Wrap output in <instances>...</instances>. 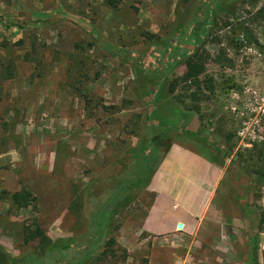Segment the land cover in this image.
<instances>
[{
  "label": "rangeland",
  "instance_id": "374dc122",
  "mask_svg": "<svg viewBox=\"0 0 264 264\" xmlns=\"http://www.w3.org/2000/svg\"><path fill=\"white\" fill-rule=\"evenodd\" d=\"M197 49L211 84L200 101L179 80ZM174 147L192 155H179L185 165L205 162L196 175L210 178L209 164L220 177L195 233H149L150 183ZM256 147L264 0H122L117 10L0 0V180L36 196L26 208L0 200V245L13 257L39 256L38 242L24 241V227L39 225L68 245L42 264H264V185L234 162ZM155 150L151 181L111 202ZM112 237L116 256H104Z\"/></svg>",
  "mask_w": 264,
  "mask_h": 264
},
{
  "label": "trees",
  "instance_id": "16d2710c",
  "mask_svg": "<svg viewBox=\"0 0 264 264\" xmlns=\"http://www.w3.org/2000/svg\"><path fill=\"white\" fill-rule=\"evenodd\" d=\"M104 3L113 10H117L120 8L122 0H103ZM78 47L83 48L80 44H77ZM185 71L183 75L179 78L181 82H183L190 91V97L194 101H200L203 98H207L206 93L204 91V86L207 88L210 87V82L206 79H203L202 76L206 72V61L205 58L200 54V49H197L193 54L189 55L185 59ZM176 85H173L171 91L174 92ZM107 108L118 109L117 106H110ZM194 108L196 110L199 109L198 103H195ZM158 133L165 135L169 133L166 130H162L160 128L157 129ZM231 136H229L230 138ZM227 145L226 153L228 156H231L234 151L233 145ZM260 149L254 148L247 150L248 154L246 159H237L234 161L238 164L240 170H251L250 176L255 180L257 184L264 185V151H259ZM241 151H238V155L241 156ZM158 155V151L155 150L152 154L148 155L141 161V165H139L138 170L134 173V179L130 182L122 181L120 185L115 189V191L111 195V202H120L122 200L123 195L127 192L128 189L136 188L138 185L142 183H149L151 181L154 172H150L152 170V166L154 165V158ZM220 165L223 166L224 162L220 161ZM156 170V169H155ZM138 179V181L136 180ZM0 200H8L14 207L17 208H26L34 204L36 201V196L30 190H19V191H10L6 189L2 181L0 180ZM102 207L99 211V218L102 217V213L104 214L107 211V208ZM98 233L102 230L104 231L106 224L99 223ZM90 249L94 244V240L90 238ZM24 241L25 243H31L33 241L38 242L39 256L28 254L22 258L13 257L2 245H0V264H42L43 261L48 257L56 255L57 252H62L67 250L68 245H64L60 240L51 239L45 230L41 228V226L36 225L35 227L25 226L24 227ZM117 243L114 237L110 238L107 242V245L104 247L102 254L104 256H116V251L113 249V245ZM92 251H89L91 253Z\"/></svg>",
  "mask_w": 264,
  "mask_h": 264
},
{
  "label": "crops",
  "instance_id": "0c3cea01",
  "mask_svg": "<svg viewBox=\"0 0 264 264\" xmlns=\"http://www.w3.org/2000/svg\"><path fill=\"white\" fill-rule=\"evenodd\" d=\"M179 155L192 156L188 152L180 153L174 147L150 183L152 189L158 192V197L144 220L143 230L149 233H195L209 207L216 183L214 181L220 177L216 173L218 169L207 164L205 167L212 173L211 177L196 175V167L200 165L197 162L203 160L193 157L194 160L185 165L188 160ZM205 177L207 181H204Z\"/></svg>",
  "mask_w": 264,
  "mask_h": 264
}]
</instances>
